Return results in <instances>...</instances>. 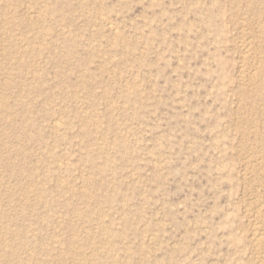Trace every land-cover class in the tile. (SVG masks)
<instances>
[{
	"label": "rangeland",
	"instance_id": "rangeland-1",
	"mask_svg": "<svg viewBox=\"0 0 264 264\" xmlns=\"http://www.w3.org/2000/svg\"><path fill=\"white\" fill-rule=\"evenodd\" d=\"M0 264H264V0H0Z\"/></svg>",
	"mask_w": 264,
	"mask_h": 264
},
{
	"label": "bare ground",
	"instance_id": "bare-ground-1",
	"mask_svg": "<svg viewBox=\"0 0 264 264\" xmlns=\"http://www.w3.org/2000/svg\"><path fill=\"white\" fill-rule=\"evenodd\" d=\"M260 15V14H259ZM258 237V236H257ZM259 240V239H258ZM260 240H261V238H260Z\"/></svg>",
	"mask_w": 264,
	"mask_h": 264
}]
</instances>
